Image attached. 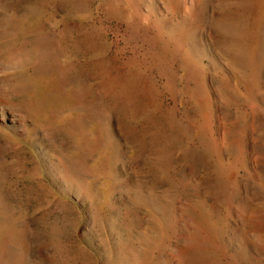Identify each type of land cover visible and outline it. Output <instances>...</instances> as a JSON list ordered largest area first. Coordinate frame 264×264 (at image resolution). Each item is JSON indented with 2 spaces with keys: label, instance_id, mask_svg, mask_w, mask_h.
I'll return each instance as SVG.
<instances>
[{
  "label": "rangeland",
  "instance_id": "obj_1",
  "mask_svg": "<svg viewBox=\"0 0 264 264\" xmlns=\"http://www.w3.org/2000/svg\"><path fill=\"white\" fill-rule=\"evenodd\" d=\"M0 264H264V0H0Z\"/></svg>",
  "mask_w": 264,
  "mask_h": 264
}]
</instances>
